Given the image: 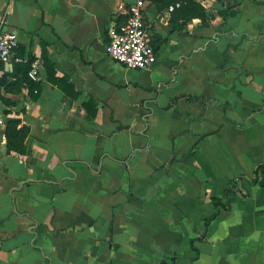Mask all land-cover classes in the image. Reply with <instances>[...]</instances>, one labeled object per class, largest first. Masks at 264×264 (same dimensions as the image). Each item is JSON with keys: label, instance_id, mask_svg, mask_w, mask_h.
I'll list each match as a JSON object with an SVG mask.
<instances>
[{"label": "crops", "instance_id": "1", "mask_svg": "<svg viewBox=\"0 0 264 264\" xmlns=\"http://www.w3.org/2000/svg\"><path fill=\"white\" fill-rule=\"evenodd\" d=\"M166 1L144 0L157 61L131 69L106 47L133 0H0L23 58L0 67V264H264V0H195L208 24L178 27ZM43 53L75 97L24 82Z\"/></svg>", "mask_w": 264, "mask_h": 264}, {"label": "built area", "instance_id": "2", "mask_svg": "<svg viewBox=\"0 0 264 264\" xmlns=\"http://www.w3.org/2000/svg\"><path fill=\"white\" fill-rule=\"evenodd\" d=\"M178 5V4H177ZM125 21L108 29L107 53L115 61L131 69L152 66L157 61L154 46L147 35L144 21V0H133L125 10ZM18 35L14 31L0 30V67L10 61H22L16 54ZM44 66L37 57L30 63L28 76L37 80Z\"/></svg>", "mask_w": 264, "mask_h": 264}, {"label": "trees", "instance_id": "3", "mask_svg": "<svg viewBox=\"0 0 264 264\" xmlns=\"http://www.w3.org/2000/svg\"><path fill=\"white\" fill-rule=\"evenodd\" d=\"M166 2H167V5L174 4V7L170 12V18H169V21L173 24L174 27L179 26L180 20L187 22L191 20L192 18H199L204 24H208L206 9L198 1H195V0H167ZM176 2H180V3L176 5ZM155 51H156V48H155ZM33 59H34L33 56H30L28 58V62H27V65L25 66V71H24L25 78L23 79L24 82L31 85V87L35 85L34 84L35 82H33L27 76V71ZM42 63L44 65V68L46 69L48 80L51 83L57 86H60L70 96L75 97L76 92L73 90L72 85L68 83V79L64 76L56 75L55 70H54V65L48 59L45 53L42 54ZM66 86H69L72 89V92H69ZM83 106L85 107L87 111V117L89 119H93L96 114V103L94 102V100L90 98L86 102H83ZM28 134H29V128L27 126L20 125V122L18 120H14V119L9 120L4 130L7 151L8 152L15 151L18 153L27 152V146L25 144V140ZM263 173H264V166L258 165L254 171L253 178L250 180V182L256 183L262 180L264 176ZM259 174L262 175V178H260ZM243 178L244 176L241 174L236 179H232L227 182V186L224 190L225 202H223L221 198L218 196L210 197V200L215 207V211L211 216L205 219V225H207L208 222L212 220L218 214L220 207H229V200H230L231 195L235 194L236 192H240L242 195H246L241 192V187L239 185L240 181ZM196 256H197V250H195V254H194V257Z\"/></svg>", "mask_w": 264, "mask_h": 264}, {"label": "water", "instance_id": "4", "mask_svg": "<svg viewBox=\"0 0 264 264\" xmlns=\"http://www.w3.org/2000/svg\"><path fill=\"white\" fill-rule=\"evenodd\" d=\"M261 185H264V179L261 181ZM162 264H166V263L163 262Z\"/></svg>", "mask_w": 264, "mask_h": 264}]
</instances>
